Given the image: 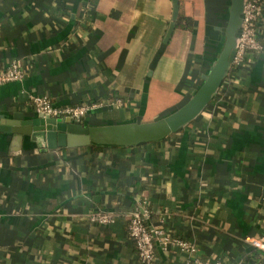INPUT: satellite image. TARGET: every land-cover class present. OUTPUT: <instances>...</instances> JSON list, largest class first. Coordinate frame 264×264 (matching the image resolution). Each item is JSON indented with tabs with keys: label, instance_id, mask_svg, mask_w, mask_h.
I'll list each match as a JSON object with an SVG mask.
<instances>
[{
	"label": "crops",
	"instance_id": "0c3cea01",
	"mask_svg": "<svg viewBox=\"0 0 264 264\" xmlns=\"http://www.w3.org/2000/svg\"><path fill=\"white\" fill-rule=\"evenodd\" d=\"M85 1L0 0V71L13 60L25 70L0 86V124L37 117L35 94L59 107L104 102L80 120L88 125L173 113L216 61L231 6L177 0L195 29L176 21L167 40L175 0H97L82 29ZM249 57L191 125L157 143L43 151L31 135L0 130V264H140L128 222L141 193L156 215L151 229L165 216L201 259L254 264L259 249L245 238L264 234V51ZM95 202L116 222L89 223ZM158 253L185 264L180 252Z\"/></svg>",
	"mask_w": 264,
	"mask_h": 264
},
{
	"label": "built area",
	"instance_id": "2783aa9c",
	"mask_svg": "<svg viewBox=\"0 0 264 264\" xmlns=\"http://www.w3.org/2000/svg\"><path fill=\"white\" fill-rule=\"evenodd\" d=\"M97 0H86L78 16V25H82L84 18L93 10ZM243 17L240 26V35L236 39V53L234 60L228 69L222 85L230 84L238 77L241 69L251 63L249 53L251 51H264L262 35L264 32V0H244ZM24 67L19 60H13L7 67L0 71V86L12 81H22ZM32 103L38 115L43 117H71L80 121L91 111L104 102L93 101L85 104H77L66 107L57 106L46 94H35ZM113 104L122 105L118 99ZM148 201L142 195L138 196L134 209L129 213L128 232L135 242L140 264H155L158 259L157 248L164 253L180 252L185 256V264H224L221 259L204 260L198 255V244L195 240L187 239L170 232L165 227V216L159 217V225L151 229L148 221L150 216ZM89 223L96 225H110L116 222V214L112 210L91 208L87 214ZM247 244L264 251V234L259 236H247ZM242 264V263H238Z\"/></svg>",
	"mask_w": 264,
	"mask_h": 264
},
{
	"label": "water",
	"instance_id": "95a60500",
	"mask_svg": "<svg viewBox=\"0 0 264 264\" xmlns=\"http://www.w3.org/2000/svg\"><path fill=\"white\" fill-rule=\"evenodd\" d=\"M244 0H231L229 21L222 31L225 41L216 61L204 81L192 97L179 109L158 120L147 123H125L113 125H88L71 117H43L38 115L24 119L20 113L15 120L2 121L0 130L18 135L28 134L41 150L48 151L61 147H81L91 144L134 145L166 138L193 121L210 103L220 89L236 53V39L240 35ZM179 14L178 1H174L173 22L167 34L170 38ZM15 153V152H14ZM12 153V154H14Z\"/></svg>",
	"mask_w": 264,
	"mask_h": 264
},
{
	"label": "trees",
	"instance_id": "16d2710c",
	"mask_svg": "<svg viewBox=\"0 0 264 264\" xmlns=\"http://www.w3.org/2000/svg\"><path fill=\"white\" fill-rule=\"evenodd\" d=\"M177 26L178 27H181V28H183V29H187V30H191V31H193L194 29H195V22H194V20L191 18V17H189V16H186L185 14H180L179 15V17H178V19H177ZM82 29H89L90 28V24H89V19L86 17V18H84V20H83V23H82ZM218 94L219 93H217V94H215L214 96H213V100H216L217 98H218ZM193 123V121L192 122H190V123H188L187 125H185L184 127H182V128H180L178 131H183L186 127H188L189 125H191ZM165 139V138H164ZM161 140H163V139H161ZM161 140H158V141H151V142H144V143H139V144H134V145H131V146H128V145H120V147H132V146H137V145H148V144H152V143H157V142H159V141H161ZM93 146H95V147H105V146H102V145H97V144H95V145H93ZM141 189L142 188H140L139 190L141 191ZM144 190V189H143ZM138 191V190H137ZM140 191H138V192H140ZM143 192V191H142ZM141 195H142V197L143 198H146L147 199V201H148V207H149V209H150V216L148 217V221L150 220V219H152L154 216H156L155 215V213H154V210H153V207H152V204H151V199H150V196L148 195V194H143V193H141ZM135 205H136V203L134 204V206H133V209H134V207H135ZM94 208H97V209H107V208H105L101 203H98V204H96V202L94 203ZM132 209V210H133ZM107 210H109V209H107ZM113 211V210H112ZM158 249V252H159V249L160 248H157ZM161 250V249H160ZM162 251V250H161ZM168 254V253H167ZM259 256L261 257V258H259ZM252 259H253V262H254V264H263L264 263V251L263 250H261V249H259L258 250V252H254L253 254H252ZM168 260H163L161 257H160V255H159V253H158V259H157V261H156V263L155 264H168V262H167Z\"/></svg>",
	"mask_w": 264,
	"mask_h": 264
}]
</instances>
